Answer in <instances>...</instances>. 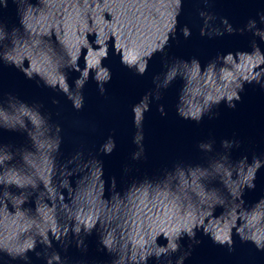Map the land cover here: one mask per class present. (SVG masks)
Instances as JSON below:
<instances>
[{
    "label": "clouds",
    "instance_id": "obj_1",
    "mask_svg": "<svg viewBox=\"0 0 264 264\" xmlns=\"http://www.w3.org/2000/svg\"><path fill=\"white\" fill-rule=\"evenodd\" d=\"M205 8L210 0H203ZM12 5L18 23L9 24L5 12ZM182 0H0V64L15 67L38 85L58 90L75 110L84 107L83 89L94 72L101 95L112 78L102 60L108 57V42L115 40L121 63L143 76L148 62L157 52L164 53L170 38L175 39L177 17ZM259 24L264 25V12ZM203 20L199 35L209 38L225 33L251 32L264 42V28L249 19L235 29L221 18L223 30L214 24V13L200 10ZM188 39L192 32L184 26ZM94 34L96 48L88 37ZM251 52L220 54L202 66L199 59H164L165 71L153 76L155 88L132 106L136 150L131 159H146L143 122L153 99L162 98L177 78L183 81L176 102V114L199 124L205 116L215 119L223 102L234 109L241 100L245 84L264 89V52L251 41ZM96 57V63L78 67L82 50ZM242 57H258V62L243 72L236 66ZM80 75L74 86L68 72ZM53 104L59 101L53 99ZM39 102L29 103L12 92H0V130L25 135L27 143L17 146L0 141V262L22 261L31 264L29 252L45 264H69L53 248V241L65 252L75 244L87 252L85 239L94 232L98 250L111 257L108 264H184L191 250L202 241L197 231L212 242L234 251L233 230L242 243H252L264 252V196L246 206L245 189L254 190L256 173L264 158L244 155L233 161L231 150L239 140L223 139V151L215 150L212 138L197 143L206 157L204 164L176 161L158 175L133 179L117 190L115 177L104 179L99 155H111L116 148L113 136L99 146L97 154L77 151L60 160L63 142L61 127L43 111ZM165 116L164 106H158ZM211 154V155H209ZM125 174L133 169L125 165ZM76 177L73 185L72 179ZM66 193V194H65ZM221 208L220 215L215 210ZM163 237L166 244H159ZM187 237V250L181 241ZM41 251H36L37 246ZM180 253V255H176ZM176 257L173 259V257ZM5 257L7 259H5Z\"/></svg>",
    "mask_w": 264,
    "mask_h": 264
}]
</instances>
